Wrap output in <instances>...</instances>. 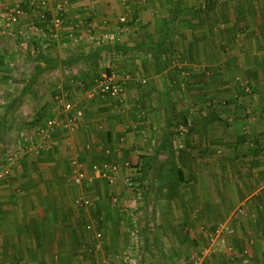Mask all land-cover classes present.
Wrapping results in <instances>:
<instances>
[{
	"label": "crops",
	"instance_id": "1",
	"mask_svg": "<svg viewBox=\"0 0 264 264\" xmlns=\"http://www.w3.org/2000/svg\"><path fill=\"white\" fill-rule=\"evenodd\" d=\"M40 1L0 0L1 16L16 8L24 12L16 26L19 30L15 33L17 38H21V32L26 33L27 24L33 21H39L51 32L49 36L45 34L46 39L37 37L46 41V63L37 58L33 60L22 48L23 51L14 54V61L26 64L25 67L9 68L11 62L4 63L8 58L5 53L6 57L0 53V100L4 104H0V264H73L79 261L81 257L73 256L71 252H84L88 234L92 231L86 224L92 220L90 212L77 207L82 198L87 203L94 202L95 211H100V217L104 219L101 226L109 227L114 234L112 242L107 241L106 249L118 251L128 242L121 241L125 227L122 221L118 225L116 215L118 206H135L137 198L130 190L122 191L123 169L128 160L135 164L141 160L142 164L146 159L144 156L154 157L156 151L166 158L169 155L164 149L167 131L163 128L159 136L148 140L147 136L152 132L134 129L135 118L139 115L136 110L144 102L138 82L128 85L129 105L125 104L129 111H123L126 118L123 116L121 120L118 115L121 111L111 101L87 96L88 83L83 82L91 78L79 79L82 72L72 70L70 73L65 66H60L61 59H65L64 64L79 62L82 60L79 55L86 50L90 52L86 58L95 61L92 69L96 73L88 69L85 73L102 75L103 71L117 67L118 63L113 62L118 54L116 51L122 56L133 49L114 48L110 44L114 39L107 42L106 35L112 33L120 41L127 33L122 34L119 28L134 29L137 24L139 27L150 26L154 20L160 27L167 28L168 16L174 9L194 11L199 2L48 0L50 10L46 20L38 14L42 11ZM59 3L63 4L62 10L58 8ZM122 19L131 20L130 24H121ZM242 21L243 29L237 35L231 32L217 38L222 46L226 45L227 51L220 52L217 59L211 61L215 67L213 78L208 77L206 86L203 83L193 85L192 94L195 93L196 99L192 98L191 105L199 108L202 114L194 115L192 122L189 121L194 128L186 135V142L174 147L176 167L181 169L182 178L187 179L191 187L188 192L190 208L183 206V203L188 204L183 201V197L188 198L187 193L169 199L158 196L154 203L157 208L154 219L159 230L166 228L162 230V236L171 235V228L176 230L186 225L197 235L213 234L218 227L220 241L229 245V264H264V34H258L261 23L257 17L248 15ZM2 29L3 26L0 33H5L3 41L6 42L9 34ZM204 36L207 40L215 38L210 30ZM83 45L87 48L82 51ZM57 47L58 51L67 50L70 56L57 58L58 55L50 52ZM142 49L153 56L152 49ZM52 59L56 60V66ZM29 63L30 68H26ZM150 64L148 62L150 71L155 74V65ZM130 67L131 73H135L136 66L131 64ZM129 69L127 67V71ZM49 75L60 78H56V82L50 81L51 78L44 81ZM162 75H167V70L162 71ZM13 78L19 81H12ZM77 80L81 81L74 82ZM86 102L92 103L89 109L94 107L95 118L82 119L80 116L79 107L85 106ZM225 102L227 105L223 107ZM168 103L165 98L164 105ZM209 105L220 106L222 113H210ZM8 106L10 109H6ZM23 107L30 110H23ZM22 117L26 120L22 121ZM163 117L161 126L173 119L166 114ZM18 142L27 147L21 150ZM8 149L12 150L7 152ZM85 158H95L100 165L108 163L116 169H111L109 178L78 183L74 175L85 166ZM152 164L155 166V161ZM109 192L111 195L113 192L119 202L112 203L108 213L104 203L109 204ZM126 192L127 195L121 196ZM135 210L131 217L126 213L129 229L130 226L136 229L138 225ZM182 211L187 220L182 218ZM142 228L146 232L151 229L148 226Z\"/></svg>",
	"mask_w": 264,
	"mask_h": 264
},
{
	"label": "rangeland",
	"instance_id": "2",
	"mask_svg": "<svg viewBox=\"0 0 264 264\" xmlns=\"http://www.w3.org/2000/svg\"><path fill=\"white\" fill-rule=\"evenodd\" d=\"M171 1L174 2L175 0ZM187 1L182 0L183 3H186ZM193 2L197 3L198 0H193ZM176 3L180 4L181 0H176ZM193 8L195 9V6H193ZM19 9L16 8L8 14H4L5 16L0 15V27L3 26L4 30L7 31L6 33L9 34L6 37L8 41L4 42L3 37L5 33H0V53L2 56L6 55L8 58V60H4L3 62H11L12 66H8L9 68L14 66L19 68L21 66L25 67L26 64L21 65L19 62L16 64V59L14 61V54H19V51L24 50V52L29 53L30 58H37L40 59L42 63H46L48 61L45 56L47 47L44 46V43L46 41L37 39V37L46 39L45 34L49 36L51 34L50 29L46 28L45 25H42V23H39V21H33L31 24L26 23L28 30L25 34L24 31L21 32V38H17L18 36L15 33H18L19 30H17L16 26L19 19L24 17V12ZM248 15L258 18V23H261V27L258 26V34L263 35L264 0H199L194 11L193 9L186 11L185 8L181 10L174 9L171 15L168 16L169 19L167 28H164V26L160 27L156 24L157 20H154L153 24L150 26L145 25L139 27L137 24L134 29L132 27L122 29L119 28L118 30L122 34L127 33V37H124L123 40L120 41H118L112 33L106 35L105 37L107 38L106 40H108L107 42H111L114 39L113 43H110L114 48H129L128 50L133 48L136 50L132 51L133 49H131V53L125 52L122 56L119 51H116L118 54L113 62L115 65L118 63V65L117 67L114 66L109 70V73L114 74V78L118 80V84L124 88L123 93L125 95V99L123 103L116 100L117 98L110 92H101L99 86L104 80L102 77L103 74L89 75L85 73L86 69H88V71L95 72L92 69L93 64H95L94 59L86 58L90 56L88 55L90 52L87 53L85 50V48H87L86 45H83L82 48V51L85 50V52L82 53L81 49L79 50L82 53L79 55V57L81 56L82 58L79 62L64 64L65 62H63V60L65 59H61L62 63H60V66H65L68 70H70V73L72 70L73 72L74 70H80L82 72L79 79L83 80L85 77L86 79L91 78L90 80L87 79L83 82L84 84L88 83L87 96L93 95L94 98L99 96L103 97L101 99L111 101V103L116 106L117 110L121 111L118 114L121 120L123 119V116L126 118L123 111L126 109V104L129 102L127 100L128 85L134 81H136V84L138 82L139 87L142 89L141 96H143L142 98H144V102H142L136 110L139 112L137 113L139 115L135 118L137 121L134 129L140 132H152L149 135L152 136H147V138H149L148 140H153L152 137L155 135L159 136L160 132H162L164 128L163 131H167L165 135L166 144L164 149L167 153H169V155L164 158L160 157L158 155L159 152L156 151L154 157H150L148 155L144 156L143 158L146 159H144V163L142 164L141 160H139L136 164L128 160V165L125 164L126 167L123 169L125 170L123 178L124 183L121 188H123L122 191L130 190L131 195L137 198V203L135 206H132L133 208L128 205L118 206V215H116L117 222L119 225L122 221L125 227L123 228L121 241L128 240L127 243L120 246V250L110 251L105 248L106 243L109 242L110 244L112 242L111 239L114 237V234L109 227L106 229L104 226V228L101 226V222L103 223L104 219L100 217L102 215L99 214L100 211H95L96 205L94 202L87 203L84 198L77 202V207L80 210L85 209V212H90L92 220H88L89 222H86V224H89L90 228L88 227V229L93 232L91 231V234L90 232L88 234L89 239L84 252L77 250L71 252L73 256L75 255L81 257L79 261H74L73 264H199L194 262L196 258L199 259L200 264H229L227 261L229 245L227 246L225 242L220 241L222 240V237L218 232V227L215 229L213 234L204 233V235H197L194 231H192L191 226L186 225L183 228L176 230L171 228V235H169V233L166 234L169 236H162V230L165 231L166 228L163 227L162 230L158 229L157 221L154 219V214L157 210L154 203L156 202L155 199L158 196L169 199V197H174L176 195L183 196L186 193V196L188 197V194H190L188 192H190L191 187L188 180L182 178L181 169L176 167L178 162L174 157V147L179 146L184 141L186 142L185 138L189 135L191 129L194 128L192 125L188 124L189 121L192 120L194 115L198 117L202 114V111L199 108L191 105L192 98L196 99L195 93L194 95L192 94V87H194L193 85L197 83H203V85L206 86L208 77L209 79L213 78V76H211L212 69L215 67L211 61L213 58L217 59L216 57L220 55V52L224 51L225 53L227 51L226 45L224 44L222 46V43L218 42L217 38L221 36L220 34H229L231 32H236L235 35H237L243 29V27H241L243 22L242 20ZM48 17L49 16L41 18H46L47 20ZM137 17L139 16L137 15L136 18ZM130 21L122 19L119 22H121V24L126 23V25H128L130 24ZM231 22H233V25ZM121 24L119 27H123ZM4 30L2 29L3 32ZM209 30L210 34L215 36L214 39L209 37L207 40V37L204 36L207 32H209ZM91 32L92 35H94V30ZM153 38L157 39L155 41L156 46L154 50L156 52L155 56H150V53H147L142 49V47H144L142 45L149 40L154 42ZM192 39L198 40L199 43L197 44L196 42H192ZM71 45L73 46V44ZM67 46L69 47L70 44L67 43ZM73 47L75 48L76 45ZM51 48H53V46H51ZM140 48L142 51L139 50ZM58 49V47L54 48V52H50L58 55L57 58H61V56L68 57L69 53L67 50L64 51L62 49L61 51H58ZM89 49L91 50V48ZM56 51H58V53H55ZM26 56L28 55L26 54ZM144 60H146L145 63ZM148 62L155 65V67H153L155 68V70H153L155 71V74L151 73ZM131 64L133 67L136 66L135 73H131L130 71L132 70L130 67ZM27 65L28 66H26V68H30V63ZM127 67L130 68L128 71ZM164 70H167V75H162V71ZM103 72L104 74L107 73V71ZM208 72H210V74H208ZM53 76L49 75V77H45L44 81L51 78L50 81L53 80L52 82H56V78H60L59 75ZM7 77L10 78L8 75ZM81 80L74 82H79ZM12 81L18 82L19 80H15L13 78ZM131 84L134 85V83ZM42 93H45V91ZM80 94L82 95L84 92L80 91ZM138 94L139 92L137 93L136 91L135 96L138 97ZM204 97H206V94L202 98ZM165 98L168 99L169 102L167 106L164 105ZM0 102V104H2L1 100ZM91 104L92 103L90 102H86L84 104L85 106H78L79 110H81L80 116L82 119H85L86 117H96L92 114V112L95 111L94 107L92 110L89 109ZM224 105L226 106L227 103L223 104V107ZM2 106H4V104H2ZM7 108L10 109L9 106L6 107V109ZM220 108V106L217 108L213 105H209L208 110L210 113L214 112L215 114H219L222 113ZM22 109L30 110V108L27 107H23ZM127 111H129V109H126V112ZM84 112H87V114ZM131 113L132 112H130V114ZM164 114L173 117V119L167 120L165 125L163 124L161 126ZM34 116L36 117V115ZM189 117L190 119L187 120ZM21 120L25 121L26 119L23 118ZM35 121L38 120L35 119ZM121 123L125 124V122L122 121ZM47 124H50L49 121H47ZM16 137L17 140L19 137ZM18 143L20 144V142ZM20 145L22 148L21 150L27 147H24L22 143ZM11 150L8 149L7 152H10ZM10 157L13 158V156ZM154 161L155 166L152 164ZM96 164H99V160H95V158L92 160L90 158H85V166H81L78 170H76L74 176H76L79 172H83L86 176L84 180H92V183L99 181L98 178L104 179L105 177L103 176H96L97 174L94 168ZM133 168H138L139 170H135ZM141 168H143V173H141ZM141 175H143L142 179L139 178ZM128 177H130L131 183L126 181ZM182 182L183 184L181 186ZM90 188H92V186H90ZM107 190H109V188H107ZM108 194H110V192ZM124 195H127V192L125 194H121V196ZM139 196H142V198L140 199ZM184 198L185 197H183V201L188 204L183 203V201L180 203H183V206H186V208H190L191 199L188 202L190 197ZM118 202L119 199H117V196H115L112 192V195L110 194L109 204L104 203V210L109 213V211H111L112 203L115 205V203L117 204ZM155 205H157V203ZM134 209H136L134 215L137 218L136 221L138 222V225L135 226L137 227L136 229L132 226H130L131 228L129 229L127 226L128 220H126V213L129 214V217H131L130 214ZM184 211H182V218L187 220L186 216H184ZM191 213L194 212L191 210ZM145 218H147V221H145ZM141 226H148L151 229H149L150 231L148 230L149 232H146L143 228L141 230ZM167 230L169 232V229ZM220 232L222 231L220 230ZM148 233L149 235L147 236ZM146 243L148 246L145 245Z\"/></svg>",
	"mask_w": 264,
	"mask_h": 264
},
{
	"label": "built area",
	"instance_id": "3",
	"mask_svg": "<svg viewBox=\"0 0 264 264\" xmlns=\"http://www.w3.org/2000/svg\"><path fill=\"white\" fill-rule=\"evenodd\" d=\"M59 8L60 9H63V4L62 3H59L58 4ZM40 7L42 9V11H39V15L41 17H47L48 15V12L50 10V6H49V2L48 0H41L40 1ZM103 81L101 82L100 86H99V89L101 90V92H110L112 95H114V97H116L118 101H120L121 103L124 102V88H122V86L120 84H118V80H116V78H114V74H103ZM126 165H128V162L126 163ZM95 168V172L97 174L98 177H107L109 178L110 177V174L109 172L111 171V169H116L115 167L113 166H110L108 163H104L102 165L100 164H96L94 166ZM135 170H137L138 168H133ZM139 170V169H138ZM86 178L85 174L83 172H79L75 177H74V180L78 183H81L84 179ZM126 181L128 183H131L130 181V177H128L126 179ZM194 262L196 263H199V259H195Z\"/></svg>",
	"mask_w": 264,
	"mask_h": 264
},
{
	"label": "trees",
	"instance_id": "4",
	"mask_svg": "<svg viewBox=\"0 0 264 264\" xmlns=\"http://www.w3.org/2000/svg\"><path fill=\"white\" fill-rule=\"evenodd\" d=\"M142 46L147 47L149 49H152L153 50V52H152L153 56H155V52H156V51H154L155 50V46H156V42L155 41L153 42L152 40H149V41L145 42L144 45H142ZM51 61L53 62L54 66L57 65L56 60L52 59ZM109 72L110 71H107V74H110ZM141 173H143V168H141ZM139 178L142 179L143 175H141Z\"/></svg>",
	"mask_w": 264,
	"mask_h": 264
}]
</instances>
